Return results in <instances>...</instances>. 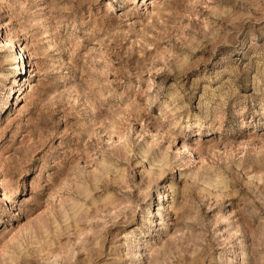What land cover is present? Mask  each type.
<instances>
[{
  "label": "rangeland",
  "instance_id": "1",
  "mask_svg": "<svg viewBox=\"0 0 264 264\" xmlns=\"http://www.w3.org/2000/svg\"><path fill=\"white\" fill-rule=\"evenodd\" d=\"M0 264H264V0H0Z\"/></svg>",
  "mask_w": 264,
  "mask_h": 264
},
{
  "label": "bare ground",
  "instance_id": "2",
  "mask_svg": "<svg viewBox=\"0 0 264 264\" xmlns=\"http://www.w3.org/2000/svg\"><path fill=\"white\" fill-rule=\"evenodd\" d=\"M111 5V4H110ZM7 41V40H6ZM23 55V54H22ZM21 57V56H20ZM21 71V70H20ZM158 194V193H157Z\"/></svg>",
  "mask_w": 264,
  "mask_h": 264
}]
</instances>
